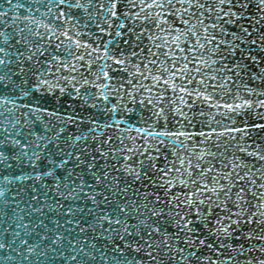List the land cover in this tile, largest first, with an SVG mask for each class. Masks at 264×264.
Returning <instances> with one entry per match:
<instances>
[{
  "label": "snow or ice",
  "instance_id": "obj_1",
  "mask_svg": "<svg viewBox=\"0 0 264 264\" xmlns=\"http://www.w3.org/2000/svg\"><path fill=\"white\" fill-rule=\"evenodd\" d=\"M0 264H264V0H0Z\"/></svg>",
  "mask_w": 264,
  "mask_h": 264
},
{
  "label": "water",
  "instance_id": "obj_2",
  "mask_svg": "<svg viewBox=\"0 0 264 264\" xmlns=\"http://www.w3.org/2000/svg\"><path fill=\"white\" fill-rule=\"evenodd\" d=\"M0 251H2V250H0Z\"/></svg>",
  "mask_w": 264,
  "mask_h": 264
}]
</instances>
